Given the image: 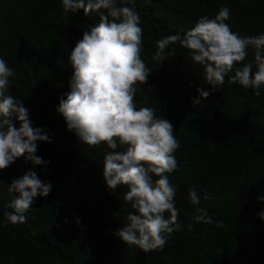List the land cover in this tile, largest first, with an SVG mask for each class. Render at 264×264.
<instances>
[{"label":"trees","instance_id":"1","mask_svg":"<svg viewBox=\"0 0 264 264\" xmlns=\"http://www.w3.org/2000/svg\"><path fill=\"white\" fill-rule=\"evenodd\" d=\"M130 6L141 15V59L152 70L134 102L169 120L180 144L174 153L178 168L169 174L177 189L179 229L166 237L163 249L148 253L114 235L133 210L123 200L127 187L111 190L103 178L111 150L81 143L56 110L70 91V52L100 22L99 14H65L62 0H0V58L15 73L7 94L23 101L33 127L49 137L36 153L46 166L21 156L0 170V264H264V221L258 217L264 202L257 199L264 196V86L256 96L226 77L194 107L197 88L210 87L203 66L179 42L168 48L175 57L157 67L152 59L158 40L183 36L200 17L215 18L221 7L230 9L226 23L233 32L264 34V0H134ZM253 60L249 48L237 67ZM28 171L50 183L51 191L33 199L27 223L11 224L5 213L13 211L9 205L18 194L8 187ZM192 189L197 205L188 199ZM197 208L213 223H196Z\"/></svg>","mask_w":264,"mask_h":264},{"label":"clouds","instance_id":"2","mask_svg":"<svg viewBox=\"0 0 264 264\" xmlns=\"http://www.w3.org/2000/svg\"><path fill=\"white\" fill-rule=\"evenodd\" d=\"M130 5L134 0H62L65 14L79 10L85 16L98 13L100 22L88 27L72 48L68 58L72 68L70 91L66 99H60L56 110L81 143L89 147L103 143L111 150L104 157L103 178L111 190L127 187L123 200L133 210L114 235L148 253L163 249L166 237L180 227L175 205L177 189L169 179L178 168L174 153L180 144L169 120L158 118L151 107L138 109L134 102L139 86L147 83L152 70L141 59V15ZM230 17V9L221 7L215 18L200 17L183 36L167 35L156 42L152 57L156 67L175 57V49L168 48L177 42L203 66L210 87L197 88L199 96L193 100L194 107L218 91L226 77L229 84H239L261 95L264 34L242 37L226 23ZM249 48L254 53L253 62L237 67L245 61ZM14 76L13 69L0 58V170L21 156L34 166H46L48 162L36 153L38 144L49 142V137L41 128L33 127L23 101L7 94L9 78ZM51 187L33 171L14 179L8 191L18 195L9 205L13 211L5 213L7 221L27 223L25 213L31 209L33 199L38 195L47 197ZM188 199L192 205L199 204L194 189L188 192ZM257 199L264 202V196ZM165 213L169 214L167 218ZM258 217L264 221V211ZM193 219L196 223H213L212 216L202 208L196 209ZM216 227H224L223 222H216Z\"/></svg>","mask_w":264,"mask_h":264}]
</instances>
